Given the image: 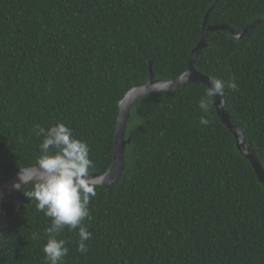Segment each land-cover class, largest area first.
Instances as JSON below:
<instances>
[{"label": "trees", "instance_id": "trees-1", "mask_svg": "<svg viewBox=\"0 0 264 264\" xmlns=\"http://www.w3.org/2000/svg\"><path fill=\"white\" fill-rule=\"evenodd\" d=\"M207 15V16H206ZM193 68L224 81L225 108L264 169V0H0V185L34 165L35 124H66L87 143L92 174L113 157L118 103L149 79ZM187 84L133 104L124 170L89 205V251L67 228L64 264H264V187L212 104L207 126ZM23 138V142H21ZM27 190V189H26ZM23 191L0 211V264H45L49 218ZM10 202V203H8ZM33 233L40 239L34 240Z\"/></svg>", "mask_w": 264, "mask_h": 264}, {"label": "clouds", "instance_id": "clouds-1", "mask_svg": "<svg viewBox=\"0 0 264 264\" xmlns=\"http://www.w3.org/2000/svg\"><path fill=\"white\" fill-rule=\"evenodd\" d=\"M190 76L189 71H184L179 82L188 81ZM209 82L210 87L198 101V108L204 114L199 123L204 126L211 123L207 114L213 98L219 96V106L222 107L225 89L237 90L234 78L224 81L212 76ZM31 134L43 138L38 158L33 166L19 170V182L12 187L22 190L28 199L34 200L36 210L50 220V226L43 233L47 237L42 247L45 264H64L69 249L65 246L67 241L58 239V236L66 228L69 231L78 230L77 252L86 254L89 251L86 241L91 239L92 234L84 221L92 218L89 205L97 195V186L102 185L104 180L90 174L95 167L89 158L90 149L86 142L73 136L66 124L60 122L47 128L35 124ZM32 238L39 240L40 234L33 233Z\"/></svg>", "mask_w": 264, "mask_h": 264}, {"label": "water", "instance_id": "water-1", "mask_svg": "<svg viewBox=\"0 0 264 264\" xmlns=\"http://www.w3.org/2000/svg\"><path fill=\"white\" fill-rule=\"evenodd\" d=\"M206 16L203 22L202 35H201L200 41L191 51L190 59H189L187 68L185 70L191 73V76L188 79V81L184 83H180L179 82L180 76L175 79H171L167 81L156 80L154 78V74L152 73L151 66H149L148 81L140 85H136L132 87L131 89H128L124 97L122 98V100L118 103V116H117L116 126L114 130V148H113L112 162L108 170L104 174L99 175V174L90 173L92 176H98V177L103 178L104 183L100 186L109 190L110 185L115 183L121 177L123 173V170H124L123 154H124L125 146L130 142L129 139L125 140V130L127 127L129 117H130V110L133 104L145 96L160 93V92L178 90L187 84L204 85L207 88L210 87L209 77L197 72L193 68V64L197 56L199 55L201 50L204 47H206V44L204 42V37L206 33L207 32H217V31H228L232 37L236 39H240L244 35H246L248 33V29L251 28L250 26L247 29L243 30L242 33L236 34L224 25L206 26V21H205ZM153 88H155L156 90H154ZM220 103H221V98L219 96H216L213 98L212 104L216 111L217 117L219 118L221 123L224 125V127L233 135L236 149L238 150L240 155L245 157V159L250 163V165L252 166L255 172L258 182L264 187V169L259 159L247 147L245 140H244L243 133L240 131L238 126L232 121V118L229 116L225 108L224 99H223L222 107L219 106ZM28 167H24V168H28ZM18 174H19V171L8 182L0 185V207L3 206L13 195L19 196L21 194L22 190H14L12 187L13 184H16L19 182L17 179ZM21 188H23V186H21ZM20 206L21 205L15 207L13 209V212L16 211ZM7 212L9 211H5V212L0 211V220H1V217L5 215ZM0 237H1V232H0Z\"/></svg>", "mask_w": 264, "mask_h": 264}, {"label": "rangeland", "instance_id": "rangeland-1", "mask_svg": "<svg viewBox=\"0 0 264 264\" xmlns=\"http://www.w3.org/2000/svg\"><path fill=\"white\" fill-rule=\"evenodd\" d=\"M24 196V199L26 198V196L25 195H23ZM8 203H10V202H8ZM15 208V207H14ZM5 211H13V210H11V209H7V210H5V209H3V210H1V212H5Z\"/></svg>", "mask_w": 264, "mask_h": 264}]
</instances>
